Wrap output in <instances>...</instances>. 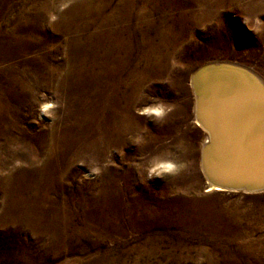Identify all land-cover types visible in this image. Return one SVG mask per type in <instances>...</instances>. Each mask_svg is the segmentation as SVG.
Masks as SVG:
<instances>
[{"label": "rangeland", "instance_id": "obj_1", "mask_svg": "<svg viewBox=\"0 0 264 264\" xmlns=\"http://www.w3.org/2000/svg\"><path fill=\"white\" fill-rule=\"evenodd\" d=\"M120 1L90 0V4L103 7L106 13H118ZM171 1L176 7L168 11ZM80 2L0 0V16H10L0 17V29L10 33L14 27L11 17L40 12L47 18L37 28L47 41L38 52H47L55 44L64 48L65 40L53 25L60 14L77 9ZM197 3L202 0L134 1L128 23L135 44L139 45L142 31L154 45L161 28L168 27L172 37L168 36L160 50L164 57L147 51L142 56L145 49L134 46V81L142 80L132 94L130 130L122 136L109 130L114 143L84 153L80 163L72 157L73 148L67 156L72 164L68 173L62 182L54 181L48 201L37 206L31 222L15 214L5 219L0 191V264H264V189L221 187L205 192L211 180L204 156L209 163L221 159L219 150H212L215 139L198 116L197 88L203 89V81L195 75L205 66L225 64L229 70H244L264 88V0H223L215 17L194 24L186 21L190 18L186 6ZM143 4L144 23L137 16ZM180 16L184 20L179 22ZM87 27V32L93 30L92 25ZM64 58L56 55L55 59ZM154 59L156 64L151 63ZM3 66L8 72L9 64ZM123 91L127 89L121 87ZM63 100L54 97L53 111L43 116H33L28 106L21 119L13 118L28 136H34L28 143L34 158L36 133L42 127L56 123L74 131L83 119L78 102ZM123 101L122 97L119 104ZM157 103L171 110L160 119L141 114L144 107ZM12 107L7 106L15 113ZM218 108L211 110V127L220 128L222 123ZM107 116L102 110L95 111L88 139L101 135ZM136 136L141 137L140 143H133ZM20 153L14 157L0 151V156L8 169H17L28 158ZM156 155L183 166L175 174L148 180L144 167ZM38 165L43 166L41 161Z\"/></svg>", "mask_w": 264, "mask_h": 264}, {"label": "bare ground", "instance_id": "obj_2", "mask_svg": "<svg viewBox=\"0 0 264 264\" xmlns=\"http://www.w3.org/2000/svg\"><path fill=\"white\" fill-rule=\"evenodd\" d=\"M80 1L76 10L60 14L59 21L53 25L54 30L65 40L64 48L55 44L47 52H38L47 41L41 29L37 28L38 22L47 18L40 12L11 17L14 27L10 33L0 29V151L14 157L21 156L22 151L28 157L20 168L8 169L7 161L0 156V191L5 202L2 213L5 219H9L12 214L24 217L29 222L36 218L35 210L39 204L48 201V191L54 186V181L62 182L68 173L72 164L68 162L67 156L73 148H76V152L72 157L80 163L84 153L94 148L101 150L114 143V139L110 140L108 136L109 130L116 131L119 136L130 130L128 123L132 94L135 86L142 80L139 78L140 81H134L137 70L133 63L134 46L145 49L142 56L147 51L157 58L161 55L164 57L165 54L160 50L165 46L168 36L172 37L168 27L164 30L161 28L157 33L158 44L154 45L147 32L142 31L139 45L135 44V35L128 23L135 0H121L118 13H106L103 7L90 4V0ZM222 3L223 0H202V4L194 5L197 9L192 5L186 6L190 15L186 21L204 23L216 16ZM173 7L176 6L171 1L168 11ZM143 12L144 4L137 12L141 22L145 21ZM197 12L198 17L195 16ZM3 15L10 18L8 14ZM3 15L0 17L3 18ZM178 20L180 22L184 18L180 16ZM88 25L93 26L91 32H87ZM56 55H65V58L58 62ZM21 60L25 61L22 70ZM6 62L9 64L8 72H4L2 68ZM157 62V59L151 60L152 64ZM198 80L203 81L200 84L209 96L212 89L208 77H199ZM212 80L214 83L219 82L214 87L218 96H227L234 90L232 84L235 85L238 81L235 88L238 92L243 90L241 92L244 95H239L249 102L247 110L254 126L264 118V94L261 91L255 93L248 77L234 75V78L218 80L213 77ZM121 87L127 91L121 93ZM36 88L42 90L40 94L36 93ZM56 96L66 101L74 99L78 102L76 107H79L83 119L78 120L74 131L56 123H51L47 128L42 127L36 133L35 145L38 152L34 158L31 153L33 150L28 148V143L34 136H28L13 118L21 119L28 106L33 116L52 112L50 106L55 104L53 98ZM122 97L124 104L120 105ZM87 102L91 105L87 106ZM10 104L15 113L7 108ZM97 110H102L108 116L101 124V135L96 136V139H88L86 135L90 130L89 121ZM224 120L222 122L227 125L226 116ZM261 134L260 142L264 148V130ZM221 135L224 140V135ZM11 145L16 148L11 149ZM39 161L42 162V167L38 165ZM4 169L8 171L2 174ZM249 175L256 181L263 177L264 161L251 169ZM208 187L205 192L219 191L222 186L216 181H210Z\"/></svg>", "mask_w": 264, "mask_h": 264}, {"label": "water", "instance_id": "obj_3", "mask_svg": "<svg viewBox=\"0 0 264 264\" xmlns=\"http://www.w3.org/2000/svg\"><path fill=\"white\" fill-rule=\"evenodd\" d=\"M229 68L225 64L208 65L201 68L195 74L198 77L207 76L209 85H211L212 90L209 96L205 94L203 89L197 88L199 89L198 116L202 120L200 121L202 126L208 129L212 138L215 139L212 150H219L221 155L219 157L221 160L218 158L220 162L214 163H209L205 155L204 167L207 170L208 178L211 181H216L222 187L259 191L264 189V176L258 178L256 181L249 175V171L264 161V148L260 142L261 133L264 130V118L257 126H254L247 110L249 102H247V98L240 96L244 95L241 92L243 90H239L238 92L235 88L237 80L235 85L232 84L234 90L230 91L227 96L224 94L223 96H218L219 93L215 91V88L219 82L214 83L211 81H213V77L218 80H224L234 78V75H239L248 77L251 80L256 94L260 93L258 91L264 94V89L253 76L244 70L237 69L234 71L229 70ZM214 106L219 107L222 111V121L224 120V116H226L227 125H224L225 120L221 123L220 128L209 125L208 119L211 120V115L213 114L211 110ZM221 134L224 135V140H222ZM208 149L209 147L206 149V153H208Z\"/></svg>", "mask_w": 264, "mask_h": 264}, {"label": "clouds", "instance_id": "obj_4", "mask_svg": "<svg viewBox=\"0 0 264 264\" xmlns=\"http://www.w3.org/2000/svg\"><path fill=\"white\" fill-rule=\"evenodd\" d=\"M170 110V107L164 105L163 103H157L144 107L141 110V114L160 119ZM132 140L133 143H140L141 137L136 136L133 137ZM182 166L183 165L175 162L174 160L161 158L156 155L150 158L147 166L144 167V172L146 173V178L151 180L153 178H162L165 175L175 174Z\"/></svg>", "mask_w": 264, "mask_h": 264}]
</instances>
